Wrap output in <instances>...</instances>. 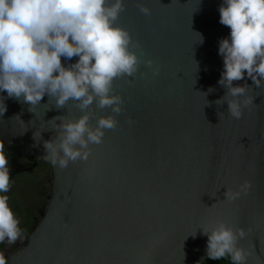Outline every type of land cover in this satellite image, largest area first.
Here are the masks:
<instances>
[{
    "label": "water",
    "instance_id": "1",
    "mask_svg": "<svg viewBox=\"0 0 264 264\" xmlns=\"http://www.w3.org/2000/svg\"><path fill=\"white\" fill-rule=\"evenodd\" d=\"M124 3L117 23L139 42L142 62L134 77L115 81L123 98L118 126L90 145L86 161L61 169L43 158L44 141L56 139L62 121L82 115L74 102L57 109L45 95L31 112L0 93V106H7L0 142L51 172L40 219L18 250L1 252L8 264H204L202 228L227 221L248 231L239 242L249 252L245 264H264V86L256 88L246 74L234 82L247 83L253 100L240 119L229 115L227 103H215L226 92L218 83L219 42L230 36L219 22L223 0ZM110 112L98 110L91 123ZM245 181L247 195L225 199L227 189Z\"/></svg>",
    "mask_w": 264,
    "mask_h": 264
},
{
    "label": "clouds",
    "instance_id": "2",
    "mask_svg": "<svg viewBox=\"0 0 264 264\" xmlns=\"http://www.w3.org/2000/svg\"><path fill=\"white\" fill-rule=\"evenodd\" d=\"M125 9L124 0H0V93L28 104L31 112L47 95L57 109L71 101L82 113L78 119H64L56 139L44 141L43 158L61 169L86 161L90 145L101 144L105 132L118 126L123 98L115 90V81L134 77L143 55L139 42L117 23ZM139 10L151 14L147 5H139ZM219 12V22L230 28V36L219 42L224 70L218 83L226 92L215 103H227L229 115L240 119L253 100L246 95L247 83L234 86V82L244 80L246 74L256 88L264 86V0H223ZM203 40L200 33L199 41ZM74 57L78 58L75 63L62 62ZM144 63L153 68L155 62ZM153 72L159 74V68ZM105 109L111 112L100 115L93 125L94 114ZM6 111L3 103L0 115ZM8 165L0 142V243L11 246L22 230L7 195L11 188ZM250 189L251 182L245 181L235 192L227 189L225 199L234 201ZM202 229L208 237L209 260L227 256L232 264H245L249 252L239 242L248 231L227 221ZM0 264H8L3 252Z\"/></svg>",
    "mask_w": 264,
    "mask_h": 264
},
{
    "label": "flooded vegetation",
    "instance_id": "3",
    "mask_svg": "<svg viewBox=\"0 0 264 264\" xmlns=\"http://www.w3.org/2000/svg\"><path fill=\"white\" fill-rule=\"evenodd\" d=\"M5 153L8 156V167L11 170V188L7 195L10 206L20 219L22 230L21 237L14 245L9 246L6 242L0 243V252L4 251L8 257L10 251L19 249V244L40 219L41 210L50 192L51 172L47 166L20 158L6 148ZM225 264H232L231 259L229 262L225 257Z\"/></svg>",
    "mask_w": 264,
    "mask_h": 264
},
{
    "label": "trees",
    "instance_id": "4",
    "mask_svg": "<svg viewBox=\"0 0 264 264\" xmlns=\"http://www.w3.org/2000/svg\"><path fill=\"white\" fill-rule=\"evenodd\" d=\"M31 229H29L30 231ZM204 264H225V258L220 259V260H209L207 259V261Z\"/></svg>",
    "mask_w": 264,
    "mask_h": 264
}]
</instances>
